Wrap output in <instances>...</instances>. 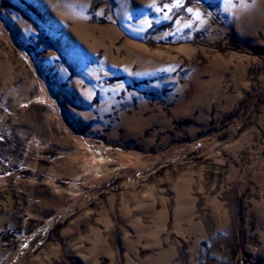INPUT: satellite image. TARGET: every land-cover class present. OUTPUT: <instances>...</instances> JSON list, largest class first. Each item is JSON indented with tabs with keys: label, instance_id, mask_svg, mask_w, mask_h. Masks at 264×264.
I'll list each match as a JSON object with an SVG mask.
<instances>
[{
	"label": "rangeland",
	"instance_id": "374dc122",
	"mask_svg": "<svg viewBox=\"0 0 264 264\" xmlns=\"http://www.w3.org/2000/svg\"><path fill=\"white\" fill-rule=\"evenodd\" d=\"M0 264H264V0H0Z\"/></svg>",
	"mask_w": 264,
	"mask_h": 264
}]
</instances>
